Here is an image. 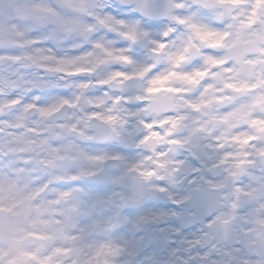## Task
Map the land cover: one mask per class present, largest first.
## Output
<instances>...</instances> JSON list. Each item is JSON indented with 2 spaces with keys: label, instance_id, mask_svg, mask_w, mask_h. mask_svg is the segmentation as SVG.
Instances as JSON below:
<instances>
[{
  "label": "clouds",
  "instance_id": "1",
  "mask_svg": "<svg viewBox=\"0 0 264 264\" xmlns=\"http://www.w3.org/2000/svg\"><path fill=\"white\" fill-rule=\"evenodd\" d=\"M0 264H264V0H0Z\"/></svg>",
  "mask_w": 264,
  "mask_h": 264
}]
</instances>
